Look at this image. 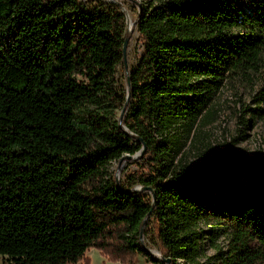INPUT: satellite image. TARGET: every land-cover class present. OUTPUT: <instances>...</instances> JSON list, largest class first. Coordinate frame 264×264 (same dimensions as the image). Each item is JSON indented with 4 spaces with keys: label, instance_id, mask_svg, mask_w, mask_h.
Instances as JSON below:
<instances>
[{
    "label": "trees",
    "instance_id": "obj_1",
    "mask_svg": "<svg viewBox=\"0 0 264 264\" xmlns=\"http://www.w3.org/2000/svg\"><path fill=\"white\" fill-rule=\"evenodd\" d=\"M92 2L0 0L3 264H88L91 248L123 264H264V158L232 138L187 162L223 88L251 86L240 123L264 119V0L137 2L126 96L125 12ZM138 151L139 190L109 170Z\"/></svg>",
    "mask_w": 264,
    "mask_h": 264
},
{
    "label": "rangeland",
    "instance_id": "obj_2",
    "mask_svg": "<svg viewBox=\"0 0 264 264\" xmlns=\"http://www.w3.org/2000/svg\"><path fill=\"white\" fill-rule=\"evenodd\" d=\"M142 0H93L92 5L110 10L115 5L121 6L126 15V38L128 43L126 47V60L124 67L119 66L117 74V88L119 94L126 96L125 69L132 68L138 61L142 52V39L137 30L133 29V23L136 20L138 7L137 2ZM133 29V30H132ZM251 86L226 87L217 95L215 102L218 109V115L215 121L202 128L201 141L196 142L187 154V162L190 166L197 163L204 155L211 150L221 149L230 143L232 138H237L233 146L242 155L246 157L264 158V119L250 121L248 125L243 126L240 123V116L249 119V116L240 112L244 104H250ZM128 109L119 108L117 115L124 119ZM142 152L138 151L132 156H127L116 161H112L109 170L116 176L119 182H134L133 189H141L137 180L147 174L148 169L140 159ZM146 157V156H145ZM158 225L155 220H151L145 229L144 241L148 249L157 257L164 255L163 248L158 241ZM207 253L212 254L213 250L207 248ZM85 258L89 260L88 264H123L120 261L109 260L102 255L96 248L86 251ZM4 257L0 255V264H3ZM75 264H85L80 260ZM135 264H152L147 262L141 255H137Z\"/></svg>",
    "mask_w": 264,
    "mask_h": 264
},
{
    "label": "water",
    "instance_id": "obj_3",
    "mask_svg": "<svg viewBox=\"0 0 264 264\" xmlns=\"http://www.w3.org/2000/svg\"><path fill=\"white\" fill-rule=\"evenodd\" d=\"M127 43H128V38H125L124 41H123V47H122V54H123L124 62L126 60V47H127Z\"/></svg>",
    "mask_w": 264,
    "mask_h": 264
}]
</instances>
